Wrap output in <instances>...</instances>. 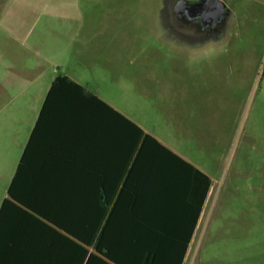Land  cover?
Here are the masks:
<instances>
[{
  "label": "rangeland",
  "instance_id": "rangeland-1",
  "mask_svg": "<svg viewBox=\"0 0 264 264\" xmlns=\"http://www.w3.org/2000/svg\"><path fill=\"white\" fill-rule=\"evenodd\" d=\"M163 1L86 0L83 12H112V30L146 31L123 34L126 43L112 33L117 103L213 179L185 264H264V0H224L229 26L205 51L185 27L172 31L171 13L157 22ZM15 121L0 134L2 164L20 147ZM2 169L0 203L15 164Z\"/></svg>",
  "mask_w": 264,
  "mask_h": 264
},
{
  "label": "crops",
  "instance_id": "crops-1",
  "mask_svg": "<svg viewBox=\"0 0 264 264\" xmlns=\"http://www.w3.org/2000/svg\"><path fill=\"white\" fill-rule=\"evenodd\" d=\"M85 5L86 0H0V134L12 124V120L14 124H17L15 120L20 122L16 139L20 147L13 158L15 169L10 175L9 185L41 112H119L146 134L153 136L210 177L212 183L204 212L214 188L210 174L124 113L128 111L117 103L118 94L112 91V33L118 34L120 41L126 43L127 36L123 34H130L135 38L144 37L147 35L146 31L112 30V12L84 14ZM164 5L163 1L156 13L157 22L163 20ZM191 37L198 44L197 50L205 51L210 47L209 38L195 35ZM138 41L140 39L137 38ZM133 47H121L119 52H132ZM59 77H67L69 81L53 87ZM52 122L55 120L46 122L48 125L41 128V133L36 134L37 140L42 135L45 140L37 145L34 156L38 166L53 165V161L58 159L67 161L68 165L69 162L74 163L80 168L86 163L100 166L101 136L98 128L71 131L64 123L55 127L49 124ZM134 130L126 128L123 132L130 133ZM121 140L122 143L112 135V207L120 197L133 200L136 198L134 193L140 198L149 197L142 188L132 191L127 185L132 183L137 151L129 159L121 160L122 154L127 151L125 141L128 137H121ZM137 149L139 150V146ZM4 152L5 148L1 146L0 157L5 158ZM1 164L0 172L2 167L13 165L7 164L6 160ZM121 164L124 165L123 169ZM161 178L172 184L177 183L174 177ZM143 182V177H136L135 183ZM165 190L156 209L163 211L162 213H174L179 206H174L172 201L181 197L180 192L174 191L173 187H165ZM7 196L8 189L0 203V211ZM137 208L142 210L141 205ZM130 209H133L132 205ZM55 232L56 228L51 224L10 223L1 218L0 264H63L64 261L67 264L69 244L62 238L58 240ZM64 235L67 237V233Z\"/></svg>",
  "mask_w": 264,
  "mask_h": 264
},
{
  "label": "trees",
  "instance_id": "trees-1",
  "mask_svg": "<svg viewBox=\"0 0 264 264\" xmlns=\"http://www.w3.org/2000/svg\"><path fill=\"white\" fill-rule=\"evenodd\" d=\"M63 81L69 79L59 77L53 87ZM49 120H55L49 123L55 127L64 123L71 131L98 128L100 166L86 163L80 168L61 159L38 166L34 156L45 140L43 135L37 140L36 134ZM126 128L135 130L124 133ZM113 134L120 143L121 137H128L121 160L137 151L132 183L127 185L132 191L142 188L148 199L134 193L133 200L120 197L112 207ZM137 176L144 182L135 183ZM163 176L174 177L177 183L164 181ZM211 183L210 177L119 112H41L2 203L0 222L2 218L53 225L58 240L69 244L67 264H185ZM165 187L180 192L181 197L172 201L179 206L174 213L156 209Z\"/></svg>",
  "mask_w": 264,
  "mask_h": 264
},
{
  "label": "flooded vegetation",
  "instance_id": "flooded-vegetation-1",
  "mask_svg": "<svg viewBox=\"0 0 264 264\" xmlns=\"http://www.w3.org/2000/svg\"><path fill=\"white\" fill-rule=\"evenodd\" d=\"M201 0H165L164 15L171 13L172 19L170 28L175 29L177 26L185 27V34L190 35L192 39L191 31H195L197 34L195 36L207 37L209 39H221L223 37L224 31L228 28L232 12L229 11L228 14H223L220 19L213 17H197L196 11L200 5ZM229 10L227 7L226 10ZM169 17V16H168ZM168 19V18H167ZM188 27V28H187ZM189 30V33L188 30ZM199 39V38H198ZM194 40V39H193Z\"/></svg>",
  "mask_w": 264,
  "mask_h": 264
},
{
  "label": "water",
  "instance_id": "water-1",
  "mask_svg": "<svg viewBox=\"0 0 264 264\" xmlns=\"http://www.w3.org/2000/svg\"><path fill=\"white\" fill-rule=\"evenodd\" d=\"M227 3L224 0H201L196 16L205 18L213 17L220 19L223 14H228L230 9L226 10Z\"/></svg>",
  "mask_w": 264,
  "mask_h": 264
}]
</instances>
